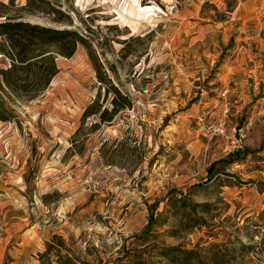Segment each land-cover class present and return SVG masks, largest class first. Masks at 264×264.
I'll use <instances>...</instances> for the list:
<instances>
[{"label":"rangeland","instance_id":"rangeland-1","mask_svg":"<svg viewBox=\"0 0 264 264\" xmlns=\"http://www.w3.org/2000/svg\"><path fill=\"white\" fill-rule=\"evenodd\" d=\"M35 1L0 13L87 45L35 99L0 75V264H264V0Z\"/></svg>","mask_w":264,"mask_h":264},{"label":"trees","instance_id":"trees-1","mask_svg":"<svg viewBox=\"0 0 264 264\" xmlns=\"http://www.w3.org/2000/svg\"><path fill=\"white\" fill-rule=\"evenodd\" d=\"M27 4L22 7L28 15H34L37 12H45L42 8H35V0H26ZM0 7L10 9L16 7L15 0H10L8 4L0 2ZM69 17V16H67ZM0 38L4 39L6 46L1 48V54L9 55L13 65L11 69L0 70L3 83L13 94H21L35 99L45 92L51 85L53 79L59 73L56 62V55L50 49H56L57 53L64 58H72L76 53L79 44L87 45V40L78 31L70 28H54L42 24L26 21L19 12L15 14L0 13ZM71 23L70 17L62 20ZM3 47V46H2ZM98 79L101 83L105 81L100 69L96 66ZM110 86L106 93H114L111 105L112 109L105 108L101 110L98 100L94 101L83 114V120L91 117H98L99 123L112 122L114 118L123 110L131 108L133 102L129 95L124 94L118 86L109 81ZM103 85V84H102ZM8 107L0 96V122L8 121ZM233 154H230L229 163H233ZM197 226H201L200 223ZM60 248L64 243L59 240ZM46 254H49L53 244H46ZM166 255V254H164ZM61 263V257L59 258ZM186 264L189 260L186 259Z\"/></svg>","mask_w":264,"mask_h":264},{"label":"built area","instance_id":"built-area-1","mask_svg":"<svg viewBox=\"0 0 264 264\" xmlns=\"http://www.w3.org/2000/svg\"><path fill=\"white\" fill-rule=\"evenodd\" d=\"M224 132V130H222ZM243 130L241 129H234V133L232 136L228 137L229 139V152H234L242 148V143H243V137L244 135L242 134Z\"/></svg>","mask_w":264,"mask_h":264}]
</instances>
